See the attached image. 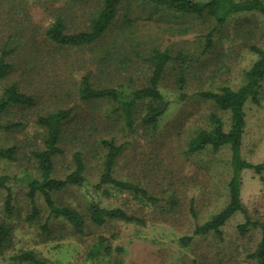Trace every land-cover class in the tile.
I'll return each instance as SVG.
<instances>
[{"label": "rangeland", "instance_id": "obj_1", "mask_svg": "<svg viewBox=\"0 0 264 264\" xmlns=\"http://www.w3.org/2000/svg\"><path fill=\"white\" fill-rule=\"evenodd\" d=\"M100 5L101 0H0V57L10 66L0 80V94L14 83L33 98L31 104L10 106L0 118L1 124H19L0 129V147L16 149L13 160L0 158V175L9 178L13 206L11 213L5 212L6 190L0 187V223L10 229L9 241L0 246V264H28L12 259L26 250L48 264H256L250 254L260 231L238 232L237 225L244 220L239 212L218 234H193L196 224L227 202L230 152L228 146L195 153L186 149L195 131L208 125L211 112L228 129L229 111L196 92L217 91L221 86L235 89L241 84L244 70L256 59L249 46L264 49V15L237 12L217 24L211 16L183 14L147 0H122L115 20L97 44L66 47L48 39L46 30L57 17L67 33L87 30ZM209 32L211 43L206 48ZM153 49L167 50L171 56L158 83L169 104L156 127L142 123L146 101L135 103L134 124L128 128L117 110L119 101L79 97V80L86 73L93 87L116 89L118 100L145 86ZM180 74L188 94L182 100L177 93L183 90L176 85ZM58 108L72 111L62 123L58 142L62 152L53 159L52 175L64 178L74 167L73 154L80 152L88 187L68 185L54 192L53 198L83 216L79 229L49 217L40 195L36 197L39 217H26L30 212L27 181L39 177L33 152L42 149L45 135L36 118ZM244 114L241 155L250 164L264 163V78L258 103L247 101ZM101 139H112L121 147L113 177L138 184L157 198L156 203L110 186L90 193L102 171ZM89 197L105 208L120 207L142 223L108 220L93 225L86 212ZM241 201L251 218L264 220V170L242 171ZM45 223L48 229L41 227ZM99 235L106 239L108 251L88 259ZM185 237L191 238L186 245L181 241Z\"/></svg>", "mask_w": 264, "mask_h": 264}, {"label": "trees", "instance_id": "obj_2", "mask_svg": "<svg viewBox=\"0 0 264 264\" xmlns=\"http://www.w3.org/2000/svg\"><path fill=\"white\" fill-rule=\"evenodd\" d=\"M122 0H101V5L96 13L91 17L87 30L74 33L65 32V25L59 17L47 28L46 35L52 42L66 47H90L97 44L111 27L119 5ZM155 6H165L175 12L183 14H194L197 16H211L217 24L224 22L227 16L237 12L255 11L264 15V0H147ZM206 48L211 43V32L205 35ZM249 49L256 54V59L250 67L243 72L242 82L235 89L229 86H221L217 91L202 90L196 92L202 99L212 101L218 108L228 110L230 114L228 129H224L221 117L211 112L207 116L208 125L198 128L194 135L187 141L188 153L202 151L209 147L216 151L222 146H228L230 176L227 181L226 204L208 220L201 224H196L193 230L195 235H203L208 232L220 233V227L236 212L243 214V222L237 225V230L244 233L249 229L257 228L260 231V240L250 257L256 264H264V220L253 219L249 216L241 201V174L244 169L251 168L255 171L264 170V163L250 164L241 155L242 135L245 126L244 105L247 101L258 103L261 82L264 78V49L251 44ZM94 55V54H93ZM148 60L151 64V74L145 86L132 90L128 97L119 99V92L112 87H93L90 83V73L81 76L79 80L78 95L82 100H96L108 98L119 101L117 110L122 115L124 124L131 128L134 124L133 107L138 101L148 103L146 112L142 116V123L150 127H156L159 117L167 109L169 101L158 88V83L163 74L164 68L171 60L167 50L153 49ZM101 62L103 59L101 58ZM7 64L0 57V80L5 78L9 71ZM185 79L182 74L178 75L176 85L178 90H183ZM179 99H185L188 94L183 91L177 93ZM33 102L31 95L19 91L16 84L7 86L0 94V118L2 114L13 105H28ZM72 108H58L55 111L40 115L36 122L45 130L42 140V149L33 152L36 159L38 178H29L27 181V198L30 204V212L26 216L29 220L39 217L40 209L36 204V197L40 195L46 206L48 216L60 219L68 223L71 227L79 229L84 225L83 216L73 207L57 204L53 198V193L62 190L68 185L78 188L88 187L83 175L84 163L80 152L73 154L74 167L64 178L53 177L54 157L62 150L58 144L63 121L69 116ZM18 123L1 124V128H12ZM100 144L105 150L102 171L98 182L90 189L93 194L103 186H110L119 191L127 192L134 196L146 200L149 203H156L157 198L133 182L119 180L113 177V167L121 151V147L112 139H101ZM16 149L11 147H0V158L13 160ZM8 176L0 175V187L6 190L4 200V210L11 213L13 206L11 203V189L7 185ZM191 211L193 208L191 206ZM86 212L90 223L93 225H103L108 220H121L125 222L142 223V220L128 214L120 207L105 208L101 206L98 199L89 197L86 202ZM43 229L48 226L42 224ZM10 229L7 225L0 223V246L9 241ZM190 237L182 238L183 244H188ZM104 236L99 235L87 253L88 259H96L108 251ZM19 263L28 264H48L47 261L37 256L33 251H22L12 257ZM191 264H198L192 261Z\"/></svg>", "mask_w": 264, "mask_h": 264}]
</instances>
